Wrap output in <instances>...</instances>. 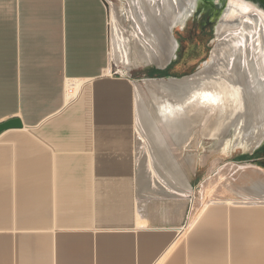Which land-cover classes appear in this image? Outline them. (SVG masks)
I'll return each mask as SVG.
<instances>
[{
  "label": "crops",
  "instance_id": "obj_1",
  "mask_svg": "<svg viewBox=\"0 0 264 264\" xmlns=\"http://www.w3.org/2000/svg\"><path fill=\"white\" fill-rule=\"evenodd\" d=\"M109 52L103 0H0V264H264V212L138 202L130 74L165 69Z\"/></svg>",
  "mask_w": 264,
  "mask_h": 264
},
{
  "label": "bare ground",
  "instance_id": "obj_2",
  "mask_svg": "<svg viewBox=\"0 0 264 264\" xmlns=\"http://www.w3.org/2000/svg\"><path fill=\"white\" fill-rule=\"evenodd\" d=\"M105 1L110 62L128 77L130 70L140 67L166 69L180 49L174 32H184L192 19L209 15L214 22L208 58L193 73L132 82L138 202L171 200L184 208L194 197L185 232L210 205L251 206L247 212H264L263 167L226 161L197 191L187 174L195 173L197 166L205 167L208 157L191 151L201 139L214 142L211 154L225 157L239 150L253 153L264 145L261 14L232 0L219 10L204 0H119L120 8L112 0ZM74 88L67 84L68 101ZM175 150L182 151L181 162Z\"/></svg>",
  "mask_w": 264,
  "mask_h": 264
},
{
  "label": "rangeland",
  "instance_id": "obj_3",
  "mask_svg": "<svg viewBox=\"0 0 264 264\" xmlns=\"http://www.w3.org/2000/svg\"><path fill=\"white\" fill-rule=\"evenodd\" d=\"M112 1L119 8L122 7V4L119 0H112ZM104 3L106 6V9H107V12L109 14V11H108L109 5L107 4L106 1H104ZM192 21H193V23H192ZM192 21H189L188 27L184 32H178V31L174 32V35L176 36V38L178 39V41L180 43V49H179V52L177 53V58L175 60H173L171 62V64L169 65V69H170V72L173 74V76H176V77H181V76L193 73L198 68V66H200L202 61H204L208 58V54H209V51L211 48L209 41H211V38L213 37V34H214V31H213L214 30V22L211 20L210 16L209 15H206V16L202 15L200 17H197L196 19H192ZM198 23H199V25H198ZM108 35H109V15H108ZM112 70H113V72L115 71L114 73L117 72L116 75L121 74L118 72V69L115 66L112 67ZM137 72L138 71H132V73L130 75L132 77V80H139V82H140L141 76ZM135 137H136V134H135ZM135 141H136V139H135ZM135 145H136V142H135ZM214 148H215L214 142L201 139L199 141L198 147L191 149L192 153L194 152V153L198 154V156L204 155V156L208 157L206 159L205 167L197 166L196 172L192 173V186H193L194 191L199 190L201 183L203 181H205L206 179H209L211 176H213L216 173V171H217L216 169H218V166L222 165L224 162L233 161V162L238 163L236 160L239 156H243V155L252 156L254 154V152L253 153H247V152L239 150V151L233 152V153L230 152L225 157V156H222L220 154H211L210 152L212 150H214ZM181 152L176 151V150L174 151L175 156L177 157L178 161H180V162L182 160ZM134 156H135V161H136V158H137L136 146H134ZM218 157L222 158V160L220 162H218V164L215 165L213 161L215 159H217ZM246 162L251 163V164H255V165H258V166L264 168V158L259 160V161L252 159V160L246 161ZM241 163H244V162H239V164H241ZM210 168H211V170H210ZM187 174H188V178H189V172L188 171H187ZM206 195L207 196L210 195V191H208ZM194 196H195V194H194ZM161 201L164 202L165 207L168 208V206L166 205L167 201L166 200H161ZM161 201L157 200L156 202L155 201L154 202L157 203V205L159 206ZM168 202L170 203L169 207H170L171 211L173 210V212H172L173 214L177 215V214L182 213L181 214V216H182L181 223H182V226H184V225L186 226L189 222L188 219H189L190 213L193 210L194 197H191L189 201L185 202L184 208L181 207V202L180 203L179 202L174 203L173 201L172 202L168 201ZM172 203L174 205H172ZM150 207H152V206L150 205ZM177 208H178V210H177ZM208 208L210 210L212 208L213 209L214 208H223L224 212H231V211H236V210H241V209L247 210V209L251 208V206H248L246 208H238V207H235L233 205H210ZM252 208H254V207H252ZM179 209H183V211L182 210L180 211ZM174 211H176V212H174ZM153 212H155V211H153ZM155 216H157V215H155ZM158 218L160 219V214L158 215ZM184 233H187V232H184Z\"/></svg>",
  "mask_w": 264,
  "mask_h": 264
},
{
  "label": "water",
  "instance_id": "obj_4",
  "mask_svg": "<svg viewBox=\"0 0 264 264\" xmlns=\"http://www.w3.org/2000/svg\"><path fill=\"white\" fill-rule=\"evenodd\" d=\"M205 2L211 4L213 8H216L217 10L222 9L229 0H204ZM236 1L239 4H242L249 9H254L258 13L261 14V16L264 18V0H232ZM22 127V124L19 120H11L8 122H4L0 124V134L4 132L5 130L17 128L20 129Z\"/></svg>",
  "mask_w": 264,
  "mask_h": 264
},
{
  "label": "trees",
  "instance_id": "obj_5",
  "mask_svg": "<svg viewBox=\"0 0 264 264\" xmlns=\"http://www.w3.org/2000/svg\"><path fill=\"white\" fill-rule=\"evenodd\" d=\"M168 69H169V66L164 71H162L161 74H163V75L160 76L159 78L169 77V75L167 74ZM263 152H264V145L261 148H259L258 150H256L252 156H247V155L239 156L236 161L237 162L250 161V160L254 159L256 156H258V154L263 153Z\"/></svg>",
  "mask_w": 264,
  "mask_h": 264
},
{
  "label": "built area",
  "instance_id": "obj_6",
  "mask_svg": "<svg viewBox=\"0 0 264 264\" xmlns=\"http://www.w3.org/2000/svg\"><path fill=\"white\" fill-rule=\"evenodd\" d=\"M105 1V0H104Z\"/></svg>",
  "mask_w": 264,
  "mask_h": 264
}]
</instances>
